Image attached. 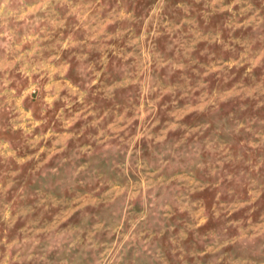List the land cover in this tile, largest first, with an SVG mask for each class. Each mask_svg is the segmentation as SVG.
Returning <instances> with one entry per match:
<instances>
[{
    "label": "clouds",
    "instance_id": "9594fccd",
    "mask_svg": "<svg viewBox=\"0 0 264 264\" xmlns=\"http://www.w3.org/2000/svg\"><path fill=\"white\" fill-rule=\"evenodd\" d=\"M0 264H264V0H0Z\"/></svg>",
    "mask_w": 264,
    "mask_h": 264
}]
</instances>
